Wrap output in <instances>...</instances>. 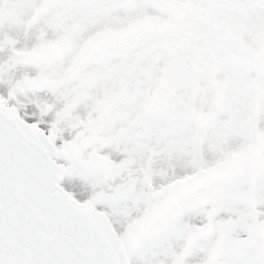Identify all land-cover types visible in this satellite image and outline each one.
I'll return each instance as SVG.
<instances>
[{
	"label": "snow or ice",
	"instance_id": "snow-or-ice-1",
	"mask_svg": "<svg viewBox=\"0 0 264 264\" xmlns=\"http://www.w3.org/2000/svg\"><path fill=\"white\" fill-rule=\"evenodd\" d=\"M0 264H264V0H0Z\"/></svg>",
	"mask_w": 264,
	"mask_h": 264
}]
</instances>
